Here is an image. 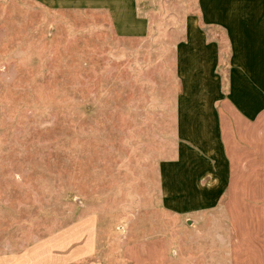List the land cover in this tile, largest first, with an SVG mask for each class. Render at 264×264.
<instances>
[{
  "label": "rangeland",
  "instance_id": "rangeland-1",
  "mask_svg": "<svg viewBox=\"0 0 264 264\" xmlns=\"http://www.w3.org/2000/svg\"><path fill=\"white\" fill-rule=\"evenodd\" d=\"M193 10L181 0H0V216L11 205L65 224L94 210L107 264L130 263L120 236L141 208L134 198L145 182L157 192L162 148L187 142L160 35Z\"/></svg>",
  "mask_w": 264,
  "mask_h": 264
},
{
  "label": "crops",
  "instance_id": "crops-1",
  "mask_svg": "<svg viewBox=\"0 0 264 264\" xmlns=\"http://www.w3.org/2000/svg\"><path fill=\"white\" fill-rule=\"evenodd\" d=\"M181 1L194 10L165 21L160 52L164 83L182 90L176 114L187 142L162 148L157 192L145 182L134 198L141 208L120 236V256L264 264V0ZM29 212H1L0 264L108 263L94 210L65 224Z\"/></svg>",
  "mask_w": 264,
  "mask_h": 264
}]
</instances>
